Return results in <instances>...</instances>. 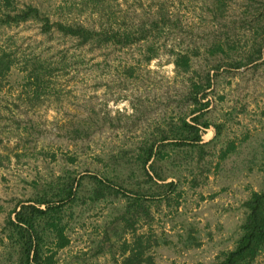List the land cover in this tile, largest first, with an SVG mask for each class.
Masks as SVG:
<instances>
[{
    "label": "rangeland",
    "instance_id": "obj_1",
    "mask_svg": "<svg viewBox=\"0 0 264 264\" xmlns=\"http://www.w3.org/2000/svg\"><path fill=\"white\" fill-rule=\"evenodd\" d=\"M10 1L12 11L34 5L52 20L95 29L112 15L129 25L152 18L160 5L186 14L187 23L198 13L191 5L195 0ZM198 10L209 14L206 5ZM220 11L214 24L205 19L200 26L182 25L185 33L172 35L167 48L149 62L141 44L90 49L60 33H42L41 23L32 19L0 29V54L14 62L0 78V264L10 260L1 244L2 226L19 201L33 197L53 173L64 167L84 172L92 167L88 163L101 162L97 156L103 147L182 111L175 107L185 88L184 74L176 73L171 47L211 42L216 35L226 39L228 33L245 52L260 39L264 25L256 19L264 15V0H226ZM212 58L226 63L221 56ZM34 60L45 66L39 70L45 73L39 86L28 74ZM254 65L224 71L229 69L225 64L215 77L209 116L225 124L223 132L236 139L240 153L223 160L204 185L184 186L178 211L160 207L152 227L164 241L152 248V264H213L222 251L234 247L243 218L239 206L252 190L264 187V53ZM80 124L88 127L89 136L79 139L69 131ZM215 133L211 125L203 141ZM70 156L74 160L67 161ZM107 207L86 212L82 225L70 230L69 245L58 250L55 264H120L121 249H114V258L102 242Z\"/></svg>",
    "mask_w": 264,
    "mask_h": 264
},
{
    "label": "trees",
    "instance_id": "obj_2",
    "mask_svg": "<svg viewBox=\"0 0 264 264\" xmlns=\"http://www.w3.org/2000/svg\"><path fill=\"white\" fill-rule=\"evenodd\" d=\"M197 2L203 8L207 6V17L198 10ZM225 3L226 0H195L191 5L198 13L190 23L186 22V14L160 5L152 18L129 25L120 23L112 15L95 29L52 20L34 5L12 11L8 5L13 3L4 0L0 7V29L32 19L41 23L42 33H60L90 49L141 44L144 61L149 62L167 48L172 35L185 33L182 25L200 26L205 19L212 24L220 20V9ZM262 17H257V24L264 25ZM225 35L226 39L216 35L211 42L193 41L191 47L181 43L178 49L171 47L176 73L184 74L185 88L179 93L175 107L182 111L171 118L146 123L135 137L123 135L119 143L103 147L97 156L101 162L88 163L92 167L84 172L64 167L59 173H53L33 197L18 202L1 230V244L9 250L10 260L5 264H55L58 250L70 243V230L82 225L86 212L102 206H108L103 218L102 242L113 257L117 247L121 249L120 264L153 263L152 248L164 241L163 235L152 227L160 207L167 205L178 211L184 186L194 189L204 185L215 168H222L223 160L240 153L236 139L226 137L223 132L225 124L211 120L209 94L225 64L229 69L224 71L258 64L264 53V27L260 39L245 52L230 40L228 33ZM217 56L223 57L226 63L221 58H212ZM33 63L34 67L28 69L29 78L39 86L45 74L39 70L45 66L39 60ZM13 64L6 53L0 54V78L10 72ZM199 72L203 73L202 78ZM211 125L216 129L215 137L204 142L203 133ZM87 130L88 127L85 129L80 124L69 132L80 139L89 136ZM66 160L74 158L70 156ZM239 209L243 218L234 247L222 251L213 264H264V187L252 190ZM144 226L148 228L140 231Z\"/></svg>",
    "mask_w": 264,
    "mask_h": 264
}]
</instances>
